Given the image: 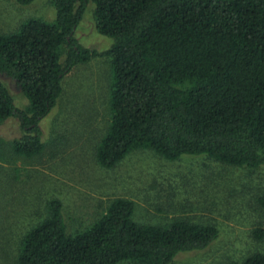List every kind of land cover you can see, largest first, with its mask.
I'll return each mask as SVG.
<instances>
[{
    "label": "trees",
    "instance_id": "obj_1",
    "mask_svg": "<svg viewBox=\"0 0 264 264\" xmlns=\"http://www.w3.org/2000/svg\"><path fill=\"white\" fill-rule=\"evenodd\" d=\"M28 5L34 0H14ZM53 20L24 19L0 32V74L26 98L18 108L0 82V122L23 131L13 154L43 150L40 122L61 95L63 78L93 57L109 60L108 120L95 159L111 168L136 148L175 160L206 156L264 167V0H50ZM88 5L97 31L112 39L98 51L77 28ZM264 208V193L257 197ZM134 202L112 199L105 212L68 233L57 198L21 237L16 264H171L178 254L207 248L214 223L174 218L165 224L133 217ZM261 228L253 230L262 238ZM264 264V251L240 262Z\"/></svg>",
    "mask_w": 264,
    "mask_h": 264
},
{
    "label": "rangeland",
    "instance_id": "obj_2",
    "mask_svg": "<svg viewBox=\"0 0 264 264\" xmlns=\"http://www.w3.org/2000/svg\"><path fill=\"white\" fill-rule=\"evenodd\" d=\"M88 5L77 28L80 42L98 51L110 37L95 28ZM30 17L53 20L50 0L20 5L0 0V32L15 29ZM14 104H27L14 81L0 74ZM109 60L95 56L78 64L62 80V92L40 122L43 150L31 157L11 152L9 142L23 131L17 118L0 122V264H16L23 234L47 215V202L57 198L67 232L89 225L109 202L124 197L134 202L133 217L142 223L165 224L174 218L214 223L218 238L207 248L178 254L171 264H230L264 251V167L247 168L206 156L165 159L150 149L136 148L111 168L95 159V147L108 120ZM120 264H135L125 261ZM138 264V263H137Z\"/></svg>",
    "mask_w": 264,
    "mask_h": 264
}]
</instances>
